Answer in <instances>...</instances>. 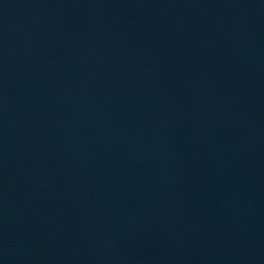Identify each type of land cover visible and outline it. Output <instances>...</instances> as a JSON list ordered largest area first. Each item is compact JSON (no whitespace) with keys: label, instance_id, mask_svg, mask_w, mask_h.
Instances as JSON below:
<instances>
[{"label":"water","instance_id":"1","mask_svg":"<svg viewBox=\"0 0 264 264\" xmlns=\"http://www.w3.org/2000/svg\"><path fill=\"white\" fill-rule=\"evenodd\" d=\"M0 264H264V0H0Z\"/></svg>","mask_w":264,"mask_h":264}]
</instances>
